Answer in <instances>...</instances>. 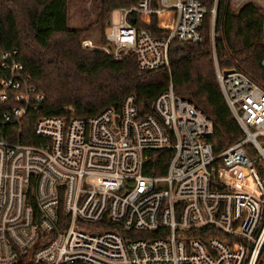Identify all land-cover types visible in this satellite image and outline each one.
Returning <instances> with one entry per match:
<instances>
[{
	"label": "built area",
	"instance_id": "obj_1",
	"mask_svg": "<svg viewBox=\"0 0 264 264\" xmlns=\"http://www.w3.org/2000/svg\"><path fill=\"white\" fill-rule=\"evenodd\" d=\"M226 1L234 10L259 3ZM218 2L115 8L103 50L115 60L132 54L138 75L169 69L172 44L199 43L206 13L214 37ZM167 10L175 11L167 33L135 25V15ZM213 59L243 133L218 156L208 142L210 119L171 82L148 114H139L130 94L118 110L85 117L66 107L37 118L36 145L0 135V264H264V88L241 71L221 70L214 51ZM43 100L18 51L0 49V102L7 104L0 124L19 123ZM162 149L174 152L166 173L145 174L151 151Z\"/></svg>",
	"mask_w": 264,
	"mask_h": 264
},
{
	"label": "trees",
	"instance_id": "obj_2",
	"mask_svg": "<svg viewBox=\"0 0 264 264\" xmlns=\"http://www.w3.org/2000/svg\"><path fill=\"white\" fill-rule=\"evenodd\" d=\"M70 1L0 0V49L18 51L31 84L44 95L39 107L28 110L19 123L0 124V135L12 133L17 137L10 141L36 145L40 142L33 131L37 118L63 115L69 106L78 116L85 117L110 107L118 110L130 94L136 97L139 114H148L154 99L171 82L176 95L191 101L210 119L213 133L208 142L216 156L243 138L219 89L213 51L221 70L245 72L264 88V0L247 2L237 10L226 0H219L212 39L211 17L206 13L199 43H173L169 69L142 75H138L132 54L115 60L103 48L88 49L82 45L84 34L96 25L100 40L105 43L109 12L139 0H91L90 10L83 12L89 24L77 29L68 24ZM135 18L137 27L160 35L172 28L175 11ZM6 108L7 104L0 102V114ZM173 154L172 149L152 150L145 174L164 175Z\"/></svg>",
	"mask_w": 264,
	"mask_h": 264
},
{
	"label": "rangeland",
	"instance_id": "obj_3",
	"mask_svg": "<svg viewBox=\"0 0 264 264\" xmlns=\"http://www.w3.org/2000/svg\"><path fill=\"white\" fill-rule=\"evenodd\" d=\"M172 2H173V0H170V3H172ZM206 3L208 4V1ZM90 6H91V0H88L85 3L82 0H71L70 1L69 21H68L70 28H76V29L77 28H84L89 24L88 23L89 20H87L84 17L83 12L85 10L89 11ZM91 17L92 16H90V18ZM116 18H117L116 13H113L112 19L116 20ZM91 20H93V17L91 18ZM210 24H211V18H210ZM210 27H211L210 32H211V39H212V26L210 25ZM105 30H104V33H105ZM100 39H101L100 28L96 25L84 34L83 39H82V45H83V47L88 48V49L103 48L104 43H102V40H100ZM213 64H214V59H213ZM214 70H215V67H214ZM238 71H240V70H238ZM243 73H245V72H243ZM67 108H73V107L69 106Z\"/></svg>",
	"mask_w": 264,
	"mask_h": 264
}]
</instances>
